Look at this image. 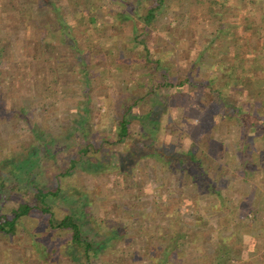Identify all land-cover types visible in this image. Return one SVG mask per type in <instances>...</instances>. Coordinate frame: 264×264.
Wrapping results in <instances>:
<instances>
[{"label":"rangeland","instance_id":"374dc122","mask_svg":"<svg viewBox=\"0 0 264 264\" xmlns=\"http://www.w3.org/2000/svg\"><path fill=\"white\" fill-rule=\"evenodd\" d=\"M10 1L0 0V45L7 53L0 57V139L3 141L0 151L8 155L7 165L0 169V186H4L0 187V193L8 196V202L4 207L0 204V210L5 208L10 213L11 208L32 194L27 189L32 185L25 184L28 173V176L36 174L35 182L40 186L49 190L56 188V174L65 171L69 159L79 158L77 149L83 136L79 121L85 119L87 137L96 141V150L85 156L90 157L85 160L93 167L86 169L87 166L77 163L69 169L59 181L60 193L50 201L49 211L54 221L73 216L90 240L109 239L95 250L92 264H264V137L261 131L253 130L250 141L243 146L239 144L238 126L222 117L213 97L199 87L186 85L181 89L186 100L178 105L169 88L156 91L155 97L161 96L157 98L161 103L152 100L153 93H146L151 88L148 83L151 76L147 75L151 69L142 57L131 55L136 50L131 49L133 46L124 33H129L130 27L126 28L120 21L113 22V17L121 19V16L116 12L112 16V9L108 7H103L104 15L97 22L90 18L95 15L84 12H74V20L70 22L75 21L77 28L100 24L111 34L114 29L109 30V26L120 25L118 30L122 32V36L113 37L114 44L92 35L93 41L100 45L96 50L90 49L83 34L78 37L83 56L92 63L91 104L86 106V99L82 97L83 77L80 70L71 68L74 60L69 59L58 72L63 77L51 73L46 56L36 47L31 22L23 20L21 11L12 8ZM13 1L15 6L20 3V0ZM139 1L142 0H125V5L118 2L115 11L121 13L122 8L131 5L130 12H139L142 7ZM228 1L234 7L227 5L230 11L223 14L221 22L208 13L207 2L185 0L184 4H170V9L160 12L153 22L154 30L147 33L149 40H155L150 59L160 57L170 64V74L177 82L184 78L190 62L205 46L230 45V28H225L226 33L217 38L215 29L220 23H236L244 26L236 27L238 34L249 40L242 73L254 76L259 62L252 69L249 67L254 62L252 53L258 41L244 20L252 14L258 21L261 9L257 10L250 0ZM135 27L139 29L141 24ZM201 59L205 64L211 58ZM42 93L54 103L47 114L52 121L57 119V123L43 125L35 133V139L27 125L8 117L18 106L28 109L31 116L35 101H44L40 98ZM134 98L139 100L130 113L131 138L122 143L109 145L104 141L101 144V138L114 140L116 114ZM86 111L88 115L84 114ZM39 115L40 112L33 114ZM141 133L146 138L140 139ZM165 137H169L177 150H192L201 159L221 190L223 209L215 197L201 193L185 176L163 170L152 159L140 160V154L134 155L140 161L133 162L126 174L113 167V153L119 154L130 147L137 150L143 139L158 144ZM131 139L135 140L131 143ZM239 153L252 158L245 175L239 167ZM30 157L35 160L29 167L26 164L25 170L12 167L13 161ZM14 177L20 178L18 188L26 189V196L10 190L11 184L17 181ZM38 217L34 212L21 221L15 236L0 235V264H86L78 250L77 263L67 254L71 249L68 233L49 231L44 219Z\"/></svg>","mask_w":264,"mask_h":264},{"label":"trees","instance_id":"16d2710c","mask_svg":"<svg viewBox=\"0 0 264 264\" xmlns=\"http://www.w3.org/2000/svg\"><path fill=\"white\" fill-rule=\"evenodd\" d=\"M238 1L241 2V0ZM10 2L13 5L12 8H18L21 11L22 16L20 15V17L23 18V20L25 19L26 21L31 22L36 47L41 55L46 56L48 64L50 65L51 73L54 75L57 74L56 77H63L64 75H61L58 72L65 68L69 59L74 60L71 68L74 67L77 68L78 71L80 70L79 74L83 77L84 86L82 88V97L86 99V106L90 107L89 105L91 104V100L89 99L91 93V86L89 85L91 79L89 74L92 63L87 62L86 57L83 56L84 50L79 47L78 37L80 34H83L85 42L88 41L87 43L89 46L91 45L90 49L96 50L100 49V45L93 41L91 37L92 35H94L95 38H98V40L104 37L105 40L114 44L113 37L115 35H121L122 32H119L118 30L120 25L109 26V30L111 27L114 29V32L111 34L104 30V27L100 24L98 26L95 25L92 28L88 25H82L77 28L76 25L74 26L76 23L75 21L74 24H71L70 22H73L74 20L72 18L74 12H84L85 14L90 15L93 14L95 17L90 18H93L94 21L97 22L104 15L102 11L103 7H108V9H112V16L114 12L121 16V19L113 17V22L120 21L123 25L125 24L124 26H126V28L130 27V32L124 33L125 36L129 37V43L133 46L131 49L134 48L132 50H136L135 53L131 52V55L134 56V58L142 57L145 64L151 69L150 72H147V75L151 76L148 81L151 88L150 90H147L146 93H153L152 100L158 101V97L159 99L162 98L161 96H157V98L155 97L157 90L169 88L172 90L173 97L178 99L175 103L178 105L180 102L186 100V95L181 89L186 85L199 87L213 97L214 102L220 108V115L224 118L227 117L233 120L234 124L238 126L237 133H239L241 139V141L239 140V144L243 146L244 143L250 141L252 138L250 137V132L253 130H260L261 135L264 137V0L249 1L257 10L261 9L259 20L256 21L255 16L252 14L244 20V25L253 32L252 34H254L258 41L255 50H253L252 53L254 62L251 63L249 67V69H252L255 62H259L260 67L255 70L256 74L254 76H246L242 73V68L246 66L242 63L244 60L243 57L245 53H247V51L244 50L248 47L249 40L242 39L238 34V31L235 29L237 26L242 27L243 25H238L236 23H220L218 28L215 29V37L217 38L220 34H225V28H230L231 31L229 29L230 33H228V35L230 38L229 42H231L232 45L230 44L225 48H223V46H218L216 48L211 45L205 46L204 49L198 52L194 61L190 62L189 68L185 70L186 73L184 78H181L179 81L177 80V82L175 81L174 76L170 74V64L161 60L160 57H155L153 60L150 59L153 52L152 46L154 45L155 40H149L147 33L149 30H154L151 26L153 27V22L155 23L157 21L156 19L160 12L170 9L169 5L172 3L184 4L185 0H142L138 2V4L142 6L141 11H139L140 13L138 11L130 12L131 5L122 8L123 10L121 13L120 11H115L119 3L124 5L127 4L125 3V0H20L18 6H15L14 4L16 1L11 0ZM194 2H207L208 13L212 18L217 19L220 22L223 14L230 11L227 9V5L229 7H234V5H229L228 0H194ZM138 24H141V28L139 29L135 27ZM242 28H244V26ZM118 53L119 51L117 50V54ZM6 54L5 47H1L0 45V57L7 56ZM203 56L211 59L203 64L201 62ZM153 82L155 83L153 84ZM238 96L240 98H235ZM40 98L44 100L43 103L35 101L36 105L31 109L33 110V114L40 112L39 117H34L33 114L30 116L27 111L28 109L26 110L23 106L14 107V114H12L11 117H8H15L16 123H20L24 126L27 125L34 137L37 130L41 129L43 125L46 126L47 123L55 125V123H57V119L56 122L52 121L47 114L54 106V103L47 99L46 93H42ZM105 98L108 99L107 96H105L104 99ZM163 99L165 100V97ZM138 100L139 98L131 99V102L128 105L119 109L121 114H116L117 118L114 119V140L110 141L101 138V144L105 141L106 144L112 145L128 141L131 138L129 125L133 119L130 113L132 107L138 102ZM159 102L161 103V101H158V103ZM108 107H110V105H108ZM87 113L88 112L86 111L84 114L88 115ZM89 113L91 114V109ZM4 120H7L6 116L4 117ZM4 120L2 117L3 123L5 122ZM54 127L55 126H53V128ZM79 127L83 134L81 137V145L77 149L79 158L69 159L67 168L65 167V169H63L65 171L56 174L54 177L56 188L54 190H49L37 184L35 182L36 174L31 173V175L28 176L29 171H27L28 174L25 176V184L26 186L28 184L32 185V187L27 186V189L30 188L32 190V194H28L26 189L21 191L18 188V180L20 178L14 177L17 181H14L11 184L10 190L24 193L25 196L27 194L30 196H26L27 200L20 201L16 207L11 208L10 213H8V210L5 208L0 210V235L15 236L21 227L19 226L21 221L30 218L31 214L35 212L39 216V219H44V224L49 231L61 230L69 234L70 238L68 247L71 249L67 254L72 261L77 263L78 250L82 253L81 255H83L86 264H92L91 259L95 255V250L97 248L100 249L109 239L101 241L90 240L89 237L84 235L81 225L73 216L66 215L59 221H54L52 213L49 211L50 201L60 193L59 181L66 176L69 169H73L77 163L82 164V166H87L86 169L93 167V164L88 160H85L90 159V157L85 156H88L89 152L96 150V141L94 142L88 139V132L85 128V119L79 121ZM142 138H146L144 133L140 134V139ZM165 138H162L161 142L158 144L143 139L144 141L141 142V145H137L139 147L137 150L131 149L130 147L127 151L119 154L113 153V167L126 174L129 168H132L131 166H133V162L135 163L136 160L138 161L139 159L142 160L145 158L152 159L160 164L163 170L170 171L172 174L185 176L186 181L190 185L198 189L200 188L199 190H201V193L211 195L213 198L215 197L217 201L220 202L219 205L223 209L225 205L221 203L223 197L221 195V190L216 186L217 184L212 178V175L204 168L201 159L197 158L192 150H177L175 144L168 140L169 137L166 138V140ZM133 140H130L131 143ZM0 142L3 141L0 139ZM242 149H244V147ZM138 154L141 156L139 159L135 158ZM237 157L239 167L240 169L242 168L241 171L243 170V175H245L248 170L247 166L252 164V158L246 153H239ZM34 160L35 157H30L26 160L13 161L14 164H11L13 168L15 167L18 168L19 171H23L25 170L24 166L26 164L28 167L31 166L30 162H34ZM7 163L8 155L0 151V169H4ZM12 174L13 173H11V176ZM1 178L4 179L5 177ZM0 187L4 188L3 184H1ZM7 202L8 196L5 195L4 197L0 193L1 206L4 207ZM225 248L226 247L222 248V250ZM213 254L215 258L216 255L214 252Z\"/></svg>","mask_w":264,"mask_h":264}]
</instances>
